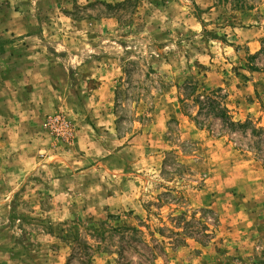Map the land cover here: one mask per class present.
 <instances>
[{"label": "rangeland", "instance_id": "1", "mask_svg": "<svg viewBox=\"0 0 264 264\" xmlns=\"http://www.w3.org/2000/svg\"><path fill=\"white\" fill-rule=\"evenodd\" d=\"M126 262L264 264V0H0V264Z\"/></svg>", "mask_w": 264, "mask_h": 264}, {"label": "trees", "instance_id": "2", "mask_svg": "<svg viewBox=\"0 0 264 264\" xmlns=\"http://www.w3.org/2000/svg\"><path fill=\"white\" fill-rule=\"evenodd\" d=\"M191 96H195L194 100L195 103H197L198 107V113L205 111L206 114H210L214 116L215 118H218L222 121H225L226 123L235 125L236 123L230 120L229 113H228V108L226 107L224 101H223V96L214 95V93H218L221 91L220 88L217 89V91H212L211 93H206V94H198L196 93L195 86H191ZM185 98H180L181 102L186 99ZM184 214H180L176 217H173L176 221L183 222L184 221ZM107 229L104 228V231ZM115 230V229H114ZM117 230H120L121 233L123 234L124 231H131L134 233L138 232V229L136 227H124V228H119ZM161 230V229H160ZM175 235H180L182 232H173ZM125 264H128L127 262Z\"/></svg>", "mask_w": 264, "mask_h": 264}]
</instances>
